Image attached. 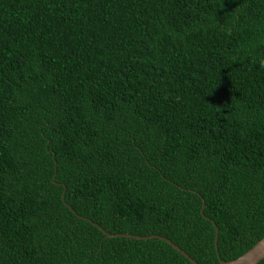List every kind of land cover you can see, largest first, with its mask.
Returning a JSON list of instances; mask_svg holds the SVG:
<instances>
[{"label": "trees", "instance_id": "1", "mask_svg": "<svg viewBox=\"0 0 264 264\" xmlns=\"http://www.w3.org/2000/svg\"><path fill=\"white\" fill-rule=\"evenodd\" d=\"M108 232L264 237V0H0V264H195Z\"/></svg>", "mask_w": 264, "mask_h": 264}, {"label": "water", "instance_id": "2", "mask_svg": "<svg viewBox=\"0 0 264 264\" xmlns=\"http://www.w3.org/2000/svg\"><path fill=\"white\" fill-rule=\"evenodd\" d=\"M204 208H205V203H203L202 207V212L204 213ZM106 231V230H104ZM108 236H126V237H133V238H155V237H160L162 239H165L168 241L173 247H175L177 250L182 252L186 257H188L193 263L195 264H200L198 263L195 259H193L185 250H183L179 245L174 243L171 239L165 237V236H160V235H149V236H139V235H132V234H127V233H117V234H112V233H107ZM218 237H219V229H216V247H218ZM264 259V237L260 240L257 241V243L252 246L249 250H247L244 254L241 256L231 259V260H220L219 264H258Z\"/></svg>", "mask_w": 264, "mask_h": 264}]
</instances>
